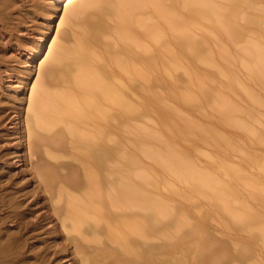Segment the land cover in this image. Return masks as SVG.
<instances>
[{"label": "bare ground", "instance_id": "6f19581e", "mask_svg": "<svg viewBox=\"0 0 264 264\" xmlns=\"http://www.w3.org/2000/svg\"><path fill=\"white\" fill-rule=\"evenodd\" d=\"M31 1L0 0V264H186L196 252L193 264H264V178L221 160L224 178L178 150L175 138L236 145L152 88L158 82L166 98L209 105L218 122L261 140L238 117L253 112L231 93L242 89L262 105L264 99L227 66L218 67L226 77L220 87L194 68L198 62L215 65L216 56L229 62L228 49H211V37L220 34L239 45L250 79L264 86V8L261 14L249 11L256 0H67L50 44L51 27L45 25L39 41L26 48L21 39L28 18L34 14L48 23L52 7L59 13L63 0L37 2L34 10ZM47 46L29 95L20 96L32 71L10 63L18 55L36 58ZM177 69L188 75L182 90ZM154 104L164 132L138 123ZM124 131L136 135L128 147ZM140 154L189 187L170 190L215 201L217 212L229 218L220 231L225 239L215 247H207L208 235L192 247L174 240L176 227L189 223L183 216L173 221L171 202L155 192L159 181ZM246 155L264 173L258 157ZM9 159L28 168L35 187L28 189L25 175L10 171ZM244 183L256 192H241Z\"/></svg>", "mask_w": 264, "mask_h": 264}, {"label": "rangeland", "instance_id": "374dc122", "mask_svg": "<svg viewBox=\"0 0 264 264\" xmlns=\"http://www.w3.org/2000/svg\"><path fill=\"white\" fill-rule=\"evenodd\" d=\"M45 4L49 3V0H32L30 9H36L37 2H42ZM67 0H63L62 4H60V8L58 9L59 13H56V9L52 7L54 11V17L48 22L45 23L43 20L39 19L38 17L35 18V15L33 14V17L28 18L26 24H25V29L26 33L22 34V39L24 40L26 48L31 47L35 41H39L38 34L41 32H45L44 26H50L51 29L49 30L48 33V40H47V45L50 44L51 40L55 36L56 30H57V25L59 23L60 17L63 14L64 11V5ZM258 4L254 5L251 11L252 13L255 14H261V9L264 8V0H256ZM62 6V9H61ZM251 28H255L254 25H250ZM202 32L205 34L208 33V30L206 28L202 29ZM254 35V33L251 32V35L248 34L247 38H250ZM201 34L198 35L200 37ZM242 43V42H241ZM240 43V44H241ZM225 47L228 49L229 55V62L226 60L222 59L220 56H216V64L215 65H204L202 63H196L195 64V72L198 74H208L211 78L212 81H214L219 87L226 81V77L222 75L219 72V66L222 68L224 66H227L230 68L232 71L235 72L236 76L238 79L249 89L253 91V93L261 98L264 99V86L251 80L249 75L247 74L246 68L242 65L241 60H242V51L237 50L239 45L233 42H230L226 38H223L220 34L219 35H213L211 37V49L218 51L221 50L220 47ZM43 54L37 56L36 58H28V55H23L20 57V55L15 56L14 60L10 63L11 66L17 68V69H28L29 71H32L30 75H25L28 86H24V94H20V96H28L30 93V87L34 83V81L37 78V73H38V65L39 63L44 59L48 52V46L45 50H43ZM241 56L239 57V55ZM7 55H12L11 52H9ZM242 57V58H241ZM9 58V57H8ZM17 59V61H16ZM27 61V62H25ZM19 64H18V63ZM174 76L177 80V89L182 90L185 84H187L188 81V75L183 71V69H177L174 72ZM10 85V84H8ZM12 86H16L14 83ZM141 88V87H140ZM139 88V89H140ZM152 88L154 90H157L162 93L164 96L166 102L169 104L178 107L182 113L188 115L191 119L199 122L200 124H214L217 128L218 131L222 134L227 136L231 142H233L236 147H229L222 143L221 146H213L210 144H207L205 142L200 141L199 139H194V140H181V139H176L175 138V145L178 150H185L189 157L194 160L198 166L205 168L207 170H210L214 172L216 175H222L224 178L228 177L225 176L223 173V169L221 168L220 164L218 161H223L226 164L229 165H243L242 170L244 174L251 178H255L257 176H260L264 178V173L261 169L258 168V164H252V163H247V155L246 153H251L255 154L258 157V162H261L260 164H264V105L258 103L254 99H250L247 97V95L244 93L242 89H237L236 93H231L232 98L236 99L239 101L242 105L245 107L249 108L253 112V117L248 116L245 113H240L238 114V117L240 119L245 120L247 123H249L257 132L260 134L262 137L261 140L255 139L254 134L250 132H246L242 130L241 128H238L236 126L226 124V123H220L218 122L217 119V113L209 106H204L203 108L199 105L200 103H193V104H180L176 102L173 99L166 98V89L163 85L159 84L158 82H155L152 85ZM138 101H141V97L138 98ZM151 112H146L142 117L138 118V123L150 128H154L155 130L158 131H163L164 129L160 126L159 120L157 115L154 112V109L157 107L156 104L152 106ZM207 113H211L212 116H207ZM123 138L125 142V146L128 147L132 144V142L135 140L136 135L132 132L124 131L123 133ZM11 145L13 146L15 150V145L16 141L13 140L11 142ZM27 150L20 151L21 154H26ZM141 155L142 162L145 165V168L150 169V173L155 176L158 179L157 185L154 187V190L157 194L165 196L167 199L170 200L171 205H172V214L171 217L174 219L173 221L175 222L179 216H183L186 218L189 224L183 225L180 227H176L174 231V240L176 239H183L182 241L185 243V245H189V247H192L191 244L197 242L199 239L200 235L201 238L206 235L210 237L211 240H209V237H207L206 242L207 247L208 245H211L210 243H214V247L217 246L216 244L218 243V238H224L222 234H220L221 229L223 228V220L228 221L229 218L227 214H221L217 212L216 204L212 201V199L200 196V195H194L192 198L186 199L183 196L179 195L178 193L170 190V185L173 187L179 189V190H186L189 191L188 185L179 182L172 178L167 172L162 171V169L153 161L150 159L146 158L145 156ZM9 163L11 164V170L12 173H15L17 175H25V178H23V182L26 184L28 189H31L35 187L36 183L33 181L32 177L27 174L28 168L25 167V165H12L14 160L9 159ZM12 162V163H11ZM246 165V166H245ZM246 168V169H245ZM24 174V175H23ZM247 193L249 191L256 192V189L252 186L249 185L248 183L242 184L241 187V192ZM254 192V193H255ZM40 204H38L37 207L42 206V200H40ZM45 211V208L43 210H38V213L43 214ZM43 212V213H42ZM55 221V219H54ZM53 221V222H54ZM172 223V227L175 225V223ZM202 223L204 226L202 227V230H199V232H195L194 229L193 231L191 230L192 226L195 224ZM56 228V227H54ZM52 229V231H55V229ZM57 229V228H56ZM174 229V228H173ZM226 231H229L226 229ZM205 234V235H204ZM200 238V240H202ZM60 241V239H59ZM174 242V241H173ZM185 247V246H183ZM210 247H213L212 245ZM210 249V248H208ZM211 250V249H210ZM180 252V251H179ZM174 256L179 255L177 249L174 250ZM195 254V253H194ZM71 256V255H70ZM190 258H193L192 260ZM189 258V260L192 262L197 258V252L195 257L192 256ZM195 258V259H194ZM189 260H187L186 264H193ZM70 262H61V261H54V264H70ZM194 262V261H193Z\"/></svg>", "mask_w": 264, "mask_h": 264}]
</instances>
